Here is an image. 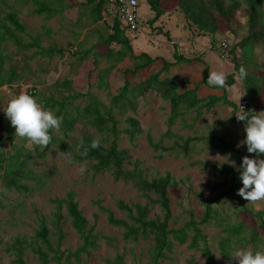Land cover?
<instances>
[{
	"label": "rangeland",
	"instance_id": "374dc122",
	"mask_svg": "<svg viewBox=\"0 0 264 264\" xmlns=\"http://www.w3.org/2000/svg\"><path fill=\"white\" fill-rule=\"evenodd\" d=\"M56 1V0H54ZM10 8L0 5L1 10L8 12L15 10L20 20L26 26L28 35L25 43L32 38L40 37V44L49 50H61L54 56L37 54V49L19 50L14 46L8 47L10 61L7 67H13L23 75L24 83L17 93L14 89L0 88V109L7 106L8 101L15 96L28 93V89H37L41 96L49 97L54 94L53 86L57 81L64 79H75L76 89L87 91L93 85L91 92L103 103L109 104L112 97L117 95L126 81L139 83L148 79L152 74L159 72L164 61L174 62L173 44L178 47V53L190 62H184L170 68L169 72L163 73V77L174 78L180 85V91L194 89L198 84V95L206 98L211 95L222 96L226 94L227 99L236 105V108L224 104H218L210 112L203 110L188 112L171 129V134L165 136L169 131V118L171 107L164 101L156 91L147 92L139 100L137 119L140 122L143 134L132 144L129 139L123 138L120 147L127 151L133 168V163L139 161L141 168L150 178L163 176L170 173L178 182L177 188L170 191V199L173 211L172 228L179 229L188 220V212H193L196 219L204 215V202L212 196L227 190L230 179L226 176H216L211 170H203L197 166V162H205L217 167L230 166L237 169L244 155L239 156L230 149H224L222 142L218 140H207L217 137L227 143L234 144L239 150L246 146H240L245 137L244 122L238 121L235 114H239V104L248 98L252 108L257 112L264 111V96L260 102L254 103L248 96L243 80L235 71L233 54L231 58H222L217 50L218 43L227 40L230 49L234 48L248 34L247 17L243 6L237 12L233 31L222 28L215 37L203 34L191 27L184 15L172 0L164 1L165 15L157 23L151 21L155 13L147 0H139V28L128 36L131 39L135 55L149 54L152 58L159 60L145 70L133 73L134 61L130 58L116 64L115 68L106 78L109 83L107 88L100 89L98 82V70L106 69L112 64L103 55L109 50H119V46L105 47L101 45V39L106 38L110 31V24L100 23L93 26L90 31L83 29L85 23L78 10L85 15L86 0H66L71 4V12H65L63 16L58 15L47 20L33 13L32 5H22L15 0H7ZM111 21V18H110ZM86 26V25H85ZM165 33L169 34L170 39ZM86 39L81 48L80 43ZM171 40V41H170ZM96 46L99 64L95 65V55L85 62L74 58V51L90 49ZM62 54V55H61ZM236 58H240L241 51L236 50ZM254 61L257 65L264 63V48L259 45L255 50ZM6 67V68H7ZM131 72L127 73L126 71ZM223 72L225 83L230 75H234L235 84L226 85L222 88H212L202 81L209 72ZM29 94V93H28ZM34 97V96H33ZM38 101L37 96L34 97ZM82 101H79L81 103ZM261 107V108H260ZM134 116L133 114H129ZM125 119V117H121ZM82 125H77V130L72 134L74 139H80L83 135ZM0 132L4 142V152L9 155H20L27 162L26 178L22 179L27 190L18 192L10 190L3 192V180L0 179V264H14L16 259L6 251L7 245L16 237L31 238L38 229V217L45 215L49 217L54 210L51 199L64 198L68 192H75L80 209L89 221L94 232L99 235L98 247L84 255L79 263L74 264H152L150 259L151 241H143L140 244L125 242L123 231L108 223V215L103 208L111 210L115 218L127 219L126 213L121 211L117 202L123 200L128 204L145 203L140 193L122 181L116 182L110 173L94 175L90 162H72V155H63L58 143L49 144L46 148L35 146L26 139L15 136V129L10 125L0 110ZM151 134L155 142L164 141L165 145L172 144L176 137H200L204 140L194 147L189 159L169 155L160 156L154 151L148 142L147 135ZM58 133L56 132V135ZM61 137V136H60ZM220 149H217L218 145ZM264 159V156H261ZM234 165V166H233ZM83 166L86 171L80 175L78 168ZM1 174V173H0ZM218 216L212 225L204 227L212 250L218 260V264H236L231 258L222 254L220 240L224 234V227L228 224L235 225L239 222L246 226L258 229L255 242L251 240V233L247 232L242 237L245 239L239 245H232L231 253L235 247L251 248L264 251V229L260 221L253 213H264V201L248 202L238 195L225 198L216 206ZM66 237L62 243V249L75 252L82 241L77 232L68 221L64 226ZM122 257V263L118 259ZM195 264H204L206 258L199 251L192 250L187 244L174 245L161 264H187L189 260ZM27 264H38L35 256L27 251L24 255Z\"/></svg>",
	"mask_w": 264,
	"mask_h": 264
},
{
	"label": "trees",
	"instance_id": "16d2710c",
	"mask_svg": "<svg viewBox=\"0 0 264 264\" xmlns=\"http://www.w3.org/2000/svg\"><path fill=\"white\" fill-rule=\"evenodd\" d=\"M22 5H32L33 13L47 20L55 16H63L65 12H71L75 8L67 4L66 0H15ZM86 12L81 15L85 25L83 29L90 31L93 26L100 23L110 24V33L106 38L101 39V45L111 47L119 46V50H109L103 57L108 62H112L106 69L98 70V82L100 89L107 88L106 78L115 68L116 64L124 62L130 58L135 63L131 70L137 73L150 67L158 58H152L147 53L135 55L130 37L131 34L119 20L117 15H111V21L105 20L108 10L107 0H86ZM151 9L155 13L151 23H157L165 15V0H147ZM177 8L184 15L188 24L202 32L210 34L215 42L216 35L222 28H229L233 31L236 22L237 12L244 6L247 17L248 34L234 48L228 49L230 55L233 54L235 71L243 66L247 76L243 79L248 96L254 103L260 102L264 96V63L257 65L254 61L255 50L261 45L264 48V0H172ZM10 8L7 0H0V5ZM28 35L26 26L20 20L15 10L4 12L0 8V88L7 87L14 89L18 93L24 83V77L13 67H7L10 61L8 47L14 46L19 50L37 49V54L54 56L60 53L59 50H49L41 46L40 37L32 38L29 43H25ZM168 39L169 34L165 33ZM171 41V40H170ZM86 39L80 43L82 48ZM174 62L164 61L162 69L152 74L148 79L132 83L129 80L119 89L117 95L113 96L109 104L103 103L95 94L91 92V85L87 91L76 89L77 82L74 79H64L57 81L54 86V94L49 97L39 96V91H35L31 96L38 99V103L46 110H51L58 117H62V123L58 130L51 131V141L49 144L58 143L63 155H72V162H90L94 175L110 173L116 182L131 184L140 195L145 199V203L128 204L123 200L117 202L121 211L126 213L127 219L115 218L114 213L101 207L99 208L108 215V223L123 231L125 242L140 244L143 241H151L150 259L152 264H161L168 252L171 251L174 242L187 244L192 250L199 251L206 258L204 264H218V260L212 250L208 236L205 234L204 227L210 226L216 221L218 216L217 205L225 198L237 195L238 189L242 187L239 180V173L234 167H217L205 162H197L203 170H211L216 176H226L230 179V186L227 190L212 196L204 202L205 211L201 219H196L193 212H188V220L179 229L172 228L173 211L170 199V191L177 188L179 182L170 174L150 178L141 168L139 161L134 162L133 168L128 153L120 147L123 138L129 139L134 144L135 141L144 133L139 120L137 111L139 100L149 91H156L164 101L171 107L169 118V131L165 136H169L171 129L177 122L184 118L188 112L203 110L210 112L218 104H224L232 108L236 105L227 99L226 94L222 96L211 95L200 98L198 95V84L194 89L180 91L179 83L171 77H163V73L169 72L170 68L184 62H190L183 55L178 53V47L173 44ZM219 50V43L217 46ZM236 50L241 51L240 58L234 54ZM95 55V65L99 64L96 46L90 49L74 51L76 60L85 62L92 55ZM62 55V54H61ZM48 56V57H49ZM7 67V68H6ZM127 70L126 72H131ZM239 75V74H238ZM207 75L202 81L207 84ZM234 75H230L222 87L234 85ZM212 88H219L213 87ZM27 93V94H28ZM79 101H82L79 103ZM261 108V107H260ZM262 109H264L262 107ZM239 110V107H238ZM248 111H251L249 109ZM245 111V112H248ZM134 116H130L129 114ZM121 117H125L122 119ZM77 125H82L83 135L80 139H74L72 134L77 130ZM58 133V136L56 135ZM61 136V137H60ZM150 147L158 152L160 156L169 155L174 157H184L189 159L194 147L202 142L200 137H176L172 144L167 146L164 141L155 142L151 134L147 135ZM207 140H218L222 142L224 149H230L239 156L250 155L246 147L239 150L234 144L219 140L217 137H210ZM93 141L98 143L97 148H92ZM5 139L0 132V179L3 180V192L16 190L24 192L27 190L23 185L22 179L26 178L27 162L20 155H7L4 152ZM220 149L219 144L216 145ZM222 150V149H220ZM239 196V195H238ZM54 210L49 217L41 215L38 217V229L31 238L16 237L6 248V251L16 257L14 264H27L24 255L27 251L33 254L38 264H74L79 263L84 255H90L98 247L99 235L94 232L89 221L85 218L80 209L75 192H68L64 198L51 199ZM260 221L259 226L264 229V213H253ZM70 222L71 227L79 235L82 245L75 251L62 249V243L66 237L64 226ZM251 233V240L255 242L258 236V229L246 226L244 223L226 225L224 234L220 240L222 254L230 257L229 250L232 245H239L243 240L242 236ZM1 247V243H0ZM0 248V262H1ZM122 257L118 262L122 263ZM187 264H195L194 260H189Z\"/></svg>",
	"mask_w": 264,
	"mask_h": 264
},
{
	"label": "clouds",
	"instance_id": "9594fccd",
	"mask_svg": "<svg viewBox=\"0 0 264 264\" xmlns=\"http://www.w3.org/2000/svg\"><path fill=\"white\" fill-rule=\"evenodd\" d=\"M239 78L243 80L247 76L246 69H239ZM207 84L222 88L225 85L223 72L212 71L208 73ZM3 111L10 125L15 129V136L26 139L29 143L46 148L51 141V131L58 130L62 123V117H58L51 110L44 109L36 99L22 93L11 98ZM238 121H243L245 137L238 147L246 146L250 155L241 158L239 167V180L242 187L237 195L248 202L264 201V111L253 113L245 112L239 104V114H235ZM92 148H97L98 143L93 141ZM234 166V165H233ZM83 175L86 169L81 166L77 169ZM230 257L236 264H264V251L251 248L235 247Z\"/></svg>",
	"mask_w": 264,
	"mask_h": 264
},
{
	"label": "built area",
	"instance_id": "2783aa9c",
	"mask_svg": "<svg viewBox=\"0 0 264 264\" xmlns=\"http://www.w3.org/2000/svg\"><path fill=\"white\" fill-rule=\"evenodd\" d=\"M108 10L105 14V20L109 21L111 15H117L121 23L131 32H136L139 28V0H107ZM229 43L227 40H223L219 45V53L222 58H230L228 53ZM31 90V88H30ZM29 91V89H28ZM35 91H30L29 94H33ZM240 106L244 111L251 109L253 113H257L253 108L250 100L245 98Z\"/></svg>",
	"mask_w": 264,
	"mask_h": 264
}]
</instances>
